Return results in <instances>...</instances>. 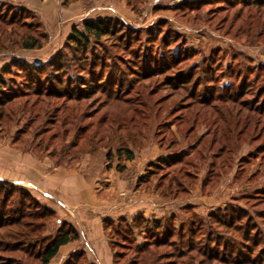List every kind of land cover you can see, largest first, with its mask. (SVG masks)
Listing matches in <instances>:
<instances>
[{"label": "trees", "instance_id": "obj_1", "mask_svg": "<svg viewBox=\"0 0 264 264\" xmlns=\"http://www.w3.org/2000/svg\"><path fill=\"white\" fill-rule=\"evenodd\" d=\"M142 1L125 3L136 12ZM200 1L184 0L169 10H198ZM204 2L210 4L208 0ZM219 2L226 12L237 8L231 21L242 17L246 28L253 18H264V0ZM4 7L8 6L0 2L1 13ZM12 7L11 13L18 12L22 19L0 20V34L22 49L42 47L47 35L40 23L29 10ZM229 15L226 13L222 21L227 23ZM149 30H143L147 34L142 37L141 29L118 18L83 20L80 27H71L61 46L44 62L11 63L17 69L13 73L2 68L0 132L11 121L22 122L26 127L36 121L41 127L35 128L28 144H24L19 129L10 145L49 155L57 166L62 165L61 157L72 150L77 154L93 151L104 137H115L113 155L118 161L133 158L132 146L143 144L150 128L158 148L164 151L179 145V135L183 140L193 138L188 147L159 155L140 177L144 182L154 180V190L168 200L188 194L196 183L200 188L214 185L220 173L232 169L233 152L242 143L251 145L252 151L238 161L237 172L245 173L240 164L248 165L259 157L260 169L248 173L245 180L264 175V64L253 69L238 66L236 73L227 71L231 83L244 88L234 91L230 83H219L220 72L215 73L216 69L205 66L204 61L189 65L194 53L173 50L171 41L178 40L175 32L165 31V38L156 44ZM109 48L114 52L109 53ZM242 72L251 75L253 83H246V75L240 77ZM201 126L205 130L199 133ZM54 141L61 148L45 151ZM110 156L111 150L107 149L105 158ZM69 165L67 162L62 166ZM202 165L205 168L199 172ZM115 167L119 171L124 168L120 163ZM239 176L234 173L233 179ZM15 191L19 197L10 205L9 198ZM249 199L253 200L252 208L264 206V189H256L245 201ZM190 212L188 219L179 224L175 223V214H139L130 220L118 219L115 228L114 221L105 219L103 228L112 264H264V207L254 208L255 218L238 206L209 213L205 219ZM55 216L27 189L0 179V264H48L61 245L77 239V230ZM52 219L57 220L55 229L44 234ZM199 228L204 231L203 238L197 237ZM137 236L144 238L141 245L136 243ZM129 253V261H123ZM64 264L96 263H89L80 251L70 253Z\"/></svg>", "mask_w": 264, "mask_h": 264}, {"label": "rangeland", "instance_id": "obj_2", "mask_svg": "<svg viewBox=\"0 0 264 264\" xmlns=\"http://www.w3.org/2000/svg\"><path fill=\"white\" fill-rule=\"evenodd\" d=\"M182 1L184 0H143L141 4L137 7L138 10L134 12L136 18L130 22H123L126 23L128 26L138 30L141 29L143 31L146 29H150L149 31L152 33V39L155 40L154 42L156 44H158V41L161 37H163L162 39L165 38L162 34L165 31L169 30L173 33L175 32L178 40L176 41L175 38L172 39V49H186L190 53L195 54L194 56H192L191 59L188 60L187 63L189 65L197 63L202 64V61H204L205 66L208 65L212 69H216L214 70L215 73L220 72L217 74L219 83H230L233 90L240 89V91H243V87H240V85L237 83H231V81L229 80L230 78L228 79V77H226L227 71L236 73L238 71V66H243L247 69H253L252 67L264 64V18L260 19L258 17V21H255L256 18H253L252 20H250L251 22H249L250 27L246 28L247 22H244L242 17H239L236 20L234 19V22L231 21V15L233 14V12L235 13L238 9L235 8L230 12H226V8H224L223 4L219 2L220 0H208L210 1V4H206L204 2L205 0H202L199 2L200 8L198 10L191 11L190 9H184L182 12H173L169 10L170 7L177 5ZM4 4H6L8 7H4V12H0V20H6L7 18L22 19L21 16H19L18 12L11 13V11L13 10L11 9V5L7 3ZM226 13H230V18H228L227 23L226 20L222 21L223 17L226 18ZM28 20L30 19H27V21ZM241 24H243L244 26L240 28L239 26H241ZM157 25L161 28H158ZM2 28L3 30L6 29V27L4 26H2ZM141 34L142 37H145L147 33L146 31H143ZM154 36L157 37L154 38ZM166 38H168V36H166ZM145 47L148 46L145 45ZM154 47L155 46L150 45L151 50L154 49ZM94 48L96 49L95 51H99L98 46H94ZM109 49V53L114 52L112 48ZM23 55L25 54L22 51V48H19L17 44L11 43L10 40H8V36H6L4 33L0 34V72L4 68L8 69L10 73L16 71V66L14 67L11 63H28V65H35L42 63L46 60L45 59L36 61L33 59L36 57ZM23 59H30L33 61L28 62ZM242 75H246V83H253L251 75L244 74L243 72L240 74V77ZM4 76L6 77L5 79H7L8 75L4 74ZM12 77L15 79V81H18V78L16 76ZM159 79L160 78L156 79L155 81L158 82ZM158 95L159 94L154 95L152 99H155ZM186 101H189V99ZM168 118L170 119V117ZM164 120H166V118ZM37 126L41 127L39 124H36V121L31 123L29 127H26V124L22 122L13 123V121L9 122L7 125H4L2 127V131L0 132V149H2L3 147H8L15 149L18 152H25L20 149L13 148L10 145V140L12 136L17 134L18 130L20 129L19 135L21 134L22 138L24 139V144H28L31 136L37 130L35 129L38 128ZM171 129L174 130V126H171ZM204 130L205 128L201 126L199 128V133L203 132ZM152 132L153 128H150L147 135H145V137L143 138V144L132 146L133 151H135L136 155L135 160L136 162H141V165L139 164V167L141 168L146 165V163L151 157H155L158 153L164 156L169 155V153H172L173 151L175 152L177 148L179 149L180 147H188V143H190L193 139L190 138L189 140H183L179 135L177 139L179 141V145H175L169 151H164L160 149L158 151L155 147L150 148L149 146V143L151 141L155 142V137L152 136ZM114 138L115 137L106 140L104 137L100 146L91 152H80L79 154H77L78 152L76 153L72 150L71 152H69L68 155L61 157L60 160L62 161V163H60L64 165L65 163L69 162L70 165H74L76 162H78L81 155L88 153L91 155L88 160L89 165H93L94 167L97 166L98 168V165L101 162L103 164L106 162L104 167H106L107 169L116 166L118 160L116 159L115 155H113L114 148L116 147V144L114 143ZM166 138L169 137L166 135ZM41 148H43V146H41ZM60 148V144L54 141L49 144L45 151L54 149L55 152ZM107 149L111 150V156L109 158H105V152L107 151ZM251 151V145H248L246 143L240 144V146H238V148H236L233 152L234 160L233 166L231 167L232 169L227 170L226 174L220 173L219 178L217 181H215L214 185H205L204 187L200 188L199 185L196 183L197 185L194 184L190 187L191 189H189L188 194L180 197L182 199L186 198L183 200V202L181 201L167 206L168 212L169 210H171L176 213L175 223L179 224L181 221L187 220V217L191 213L190 211L197 213L198 216L205 219L209 213H213L217 210H221L222 212H224V210H227V208H229L230 206L232 208H234V206H238L242 209H245L250 213V215L254 217V208H260L264 206H254V208H252L250 204L253 203V200L249 199L247 200V202L245 200L246 197L249 194H252L256 189H264V175L261 176L260 173L251 181H246L245 177L248 175V173H255L257 170L260 169V158L258 157L254 159L248 165L247 163H241L240 167H245L246 172L243 174H239L237 172L240 170L238 168L240 160H244L251 153ZM31 154L36 157L39 161H41V159L44 157H48L49 159L55 161L53 157L44 153L43 155H38L35 153ZM121 162L122 161L119 160V163ZM204 168L205 166L202 165L199 168V172L203 171ZM234 173H236L237 175H241L239 176L240 178L236 180L233 179ZM10 183L15 184L13 182ZM30 189L32 190V193L35 197H38V194L43 193L37 191L36 189ZM18 195L19 194L15 191L12 197L9 198L10 205L15 202V199H18ZM34 196L33 198L37 200ZM180 198L176 200H179ZM186 207H189L190 209L185 210ZM68 210L69 209L65 208V212L67 214L70 212H68ZM166 215H168L167 212L165 216ZM55 217L57 219H62L57 215ZM55 220L56 219H52L46 224L45 230L43 232L44 234L48 233L49 231L52 232L55 229L57 225V220ZM255 221L258 222V219H255ZM112 227H118L116 221L112 223ZM198 231L200 232L197 233V237L199 236L200 238H203L202 234L204 231H202V228H199ZM112 238L114 240L118 239V237L116 238V236L113 235ZM143 239V236H137L136 243L138 245H141L144 241ZM197 241L202 240L199 239ZM85 245L87 244L85 243ZM89 253H91L90 249ZM131 255L132 254L129 253L123 261L128 262ZM120 263H122V261H120ZM49 264H64V262Z\"/></svg>", "mask_w": 264, "mask_h": 264}, {"label": "crops", "instance_id": "obj_3", "mask_svg": "<svg viewBox=\"0 0 264 264\" xmlns=\"http://www.w3.org/2000/svg\"><path fill=\"white\" fill-rule=\"evenodd\" d=\"M0 2L29 10L40 23L47 35L45 44L37 49H22L25 55L36 57L33 58L36 61L48 59L61 46L71 27H80L83 20L118 18L130 22L136 18L125 0ZM149 146L159 151L154 141ZM133 152L132 159L121 160L120 164L124 168L119 172L115 166L108 169L104 167L106 162H101L98 168L89 165L91 155L88 153L81 155L74 165L57 166L48 157L39 161L30 152H18L8 147L0 149V179L24 186L32 195L30 188L43 192H36L38 197L33 196L78 232V238L61 245L48 264L63 263L70 253L80 251L85 254L89 263L112 264V253L103 228L105 219L117 221L130 220L139 214L154 217L165 216L166 212L168 215L176 214L171 210L168 212L167 206L183 202L186 198L164 199L154 190V180L140 181V177L147 173L149 164L160 154L151 157L141 168V162H136L135 151ZM65 208L69 209L68 214Z\"/></svg>", "mask_w": 264, "mask_h": 264}]
</instances>
